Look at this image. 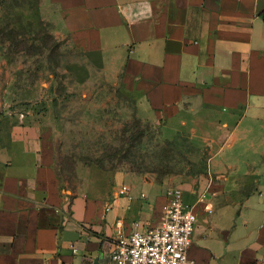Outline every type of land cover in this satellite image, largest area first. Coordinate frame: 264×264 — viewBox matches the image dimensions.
<instances>
[{"label":"crops","instance_id":"crops-1","mask_svg":"<svg viewBox=\"0 0 264 264\" xmlns=\"http://www.w3.org/2000/svg\"><path fill=\"white\" fill-rule=\"evenodd\" d=\"M49 1L141 120L206 145L208 172L180 187L196 215L188 256L264 264V0ZM77 175L60 178L39 120L0 116V264H110L118 236L163 219L156 181L96 166Z\"/></svg>","mask_w":264,"mask_h":264},{"label":"rangeland","instance_id":"rangeland-1","mask_svg":"<svg viewBox=\"0 0 264 264\" xmlns=\"http://www.w3.org/2000/svg\"><path fill=\"white\" fill-rule=\"evenodd\" d=\"M11 113L40 121L69 184L96 166L165 192L208 172L206 145L182 126L141 120L134 95L82 57L49 0H0V116Z\"/></svg>","mask_w":264,"mask_h":264},{"label":"built area","instance_id":"built-area-1","mask_svg":"<svg viewBox=\"0 0 264 264\" xmlns=\"http://www.w3.org/2000/svg\"><path fill=\"white\" fill-rule=\"evenodd\" d=\"M122 190L127 191V186H122ZM260 195L264 199V193ZM166 196L163 219L157 225L144 228L134 224L128 235L118 236L110 264H196L187 253L196 215L183 203L180 187H170ZM204 209L211 212L207 204Z\"/></svg>","mask_w":264,"mask_h":264}]
</instances>
